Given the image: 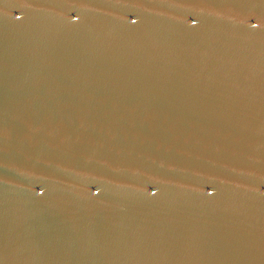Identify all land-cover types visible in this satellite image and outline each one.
I'll list each match as a JSON object with an SVG mask.
<instances>
[{
	"label": "water",
	"instance_id": "water-1",
	"mask_svg": "<svg viewBox=\"0 0 264 264\" xmlns=\"http://www.w3.org/2000/svg\"><path fill=\"white\" fill-rule=\"evenodd\" d=\"M0 264H264V0H0Z\"/></svg>",
	"mask_w": 264,
	"mask_h": 264
}]
</instances>
